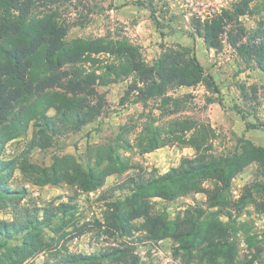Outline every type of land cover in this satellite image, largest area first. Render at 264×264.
Returning a JSON list of instances; mask_svg holds the SVG:
<instances>
[{"label": "rangeland", "instance_id": "374dc122", "mask_svg": "<svg viewBox=\"0 0 264 264\" xmlns=\"http://www.w3.org/2000/svg\"><path fill=\"white\" fill-rule=\"evenodd\" d=\"M50 1H36L33 14L41 17L56 12L57 21L68 26L67 43L99 38L127 42L140 48L147 64L160 55L162 47L190 48L220 93H213L201 83L190 88L175 87L163 97L145 100L136 91H131V77L106 83L108 79H114V76H108L106 66L120 64L115 56L110 55H100L95 64L66 67V74L61 75L59 83L37 91L21 108L59 94L70 100L85 101L89 107L100 105V114L79 130L68 128L61 135L54 136L52 145L44 150H28V143L35 133L31 126L27 133L0 143L1 160L15 159L21 163L25 159L29 165L48 168L55 159L69 156L88 170L96 167L99 153L111 149L113 157L118 155L120 161L128 163L130 168L124 174L108 177L102 189L90 193H82L65 184L36 186L17 168L8 183L12 190L11 202L15 201L21 211L36 208L39 219L43 217V209H52L55 213L51 227L43 230V240L49 243L48 247L23 264H59L66 255L97 254L126 242L134 245L140 264H187L183 252H175L177 244L171 239L149 241L140 230L134 231L132 237H121L116 232H106L104 217L109 206L121 202L127 194L114 189L117 185L140 171L163 175L176 168L181 159L194 156V151L183 141L195 135L212 145L211 153L215 157L233 154L239 150L242 141L264 148V72L253 62L243 61L228 44L226 34L222 36L221 49L216 51L206 49L192 31V25L198 19L213 15L221 9L220 5L229 9L239 0ZM249 7L248 14L226 28L227 32L232 31L238 43L250 40L260 23H264V0H250ZM137 27L143 32L136 30ZM147 38L153 39L148 42L150 45L146 43ZM89 73L101 77L92 86L96 95L91 96L86 91L73 95L67 89L69 81L77 77L84 81ZM48 115L52 117L55 112L50 110ZM156 139L168 144L143 153L146 145ZM102 160L107 161L106 158ZM259 178L255 164L245 168L231 183L230 200L237 201L243 187ZM203 186L211 187L208 182ZM254 199L258 203L264 200L256 194ZM152 201L155 211L166 214L169 221L191 208L207 209L206 197L202 193L173 201L158 198ZM61 203L72 205L73 210L68 214L57 212ZM11 206L12 203L8 202V208L0 211V220H12ZM227 211L231 220L242 225L253 238L252 246L248 247L244 233L236 234L237 260L242 264L249 262L255 248L261 247L262 253L254 264H264V211L252 204L240 211ZM221 221L227 222V216H222ZM134 224L140 229L141 221ZM81 228L83 232L79 234ZM16 245L18 242L12 241L8 247ZM15 259L14 254L10 256L5 249L0 250V264H11ZM189 264L200 263L192 260Z\"/></svg>", "mask_w": 264, "mask_h": 264}, {"label": "trees", "instance_id": "16d2710c", "mask_svg": "<svg viewBox=\"0 0 264 264\" xmlns=\"http://www.w3.org/2000/svg\"><path fill=\"white\" fill-rule=\"evenodd\" d=\"M36 1L44 0H0V143L14 140L32 126L35 133L28 143V150H44L52 145L54 136L68 128L79 130L99 116L100 105L89 107L85 101L70 100L59 94L21 107L44 86L59 83L66 74L64 68L82 63L95 64L100 55L115 56L120 61L118 66H106L108 76H114L106 83L131 77V91H136L145 100L163 97L175 87L190 88L201 83L213 93H220L212 78L205 74L194 50L181 46L162 47L160 55L147 64L140 48L127 42L99 38L67 43L68 26L57 21L56 12L35 16ZM249 6L250 0L232 3L229 9L198 19L192 25V31L206 49L216 51L221 49L222 36L226 34L228 44L239 57L253 62L264 72V23H260L245 43H238L232 31H226L227 26L249 13ZM99 78L95 73L87 74L84 81L77 77L69 81L67 89L75 96L84 91L96 95L92 86ZM50 110L55 112L52 117L48 115ZM183 142L194 151L193 157L181 159L176 168L163 175L140 171L114 188L127 194L124 200L109 206L104 217L106 232L113 231L129 238L134 231L140 230L149 241L171 239L177 244L175 252L182 251L187 264L192 260L200 264H242L237 260L236 234L244 233L248 247L252 246L253 238L242 225L231 220L227 210L240 211L252 204L264 211V200L258 203L254 199V194L264 198V148L242 141L239 150L233 154L215 157L211 153L212 145L197 135ZM167 144L156 139L142 152L149 153ZM112 153L111 149L99 153L96 167L88 170L69 156L55 159L48 168L29 165L25 159L21 163L15 159H0V211L8 208V202L12 203V220H0V250L5 249L10 256L17 257L11 264H23L48 247L49 243L43 240V230L51 227L55 217L52 209H43V217L39 219L36 208L21 211L15 201L11 202L12 190L8 183L15 170L18 168L27 174L36 186L65 184L82 193H90L102 189L108 177L129 170L130 165L120 161L118 155L113 157ZM253 164L257 166L260 178L245 185L239 199L231 201L233 179ZM205 182L211 187L205 188ZM196 193L205 195L207 209H188L173 221H169L166 214L155 211L153 199L173 201ZM72 210V205L64 203L56 208L62 214ZM225 215L228 221L222 222L221 217ZM135 221H141L140 229L135 226ZM82 232V228L78 229L79 234ZM12 241L19 245L8 247ZM261 253V247L255 248L250 261L244 264H254ZM59 264H140V258L134 245L126 242L97 254L66 255Z\"/></svg>", "mask_w": 264, "mask_h": 264}, {"label": "crops", "instance_id": "0c3cea01", "mask_svg": "<svg viewBox=\"0 0 264 264\" xmlns=\"http://www.w3.org/2000/svg\"><path fill=\"white\" fill-rule=\"evenodd\" d=\"M145 21H146V23H149L148 20H145ZM138 25H139V24H138ZM149 25H150V23H149ZM138 27H139V26H138ZM138 27L136 28V30L139 31L140 29H138ZM152 30H153V29H152ZM152 30H151V31H152ZM140 32H143V30H140ZM145 32H146V31H145ZM147 39H148V41H146V43H147L148 45H150L148 42H149L152 38H147ZM152 40H153V39H152ZM153 44H154V43H153ZM146 46H147V45H146ZM148 47H149V46H148ZM148 50L151 51V49H148Z\"/></svg>", "mask_w": 264, "mask_h": 264}, {"label": "built area", "instance_id": "2783aa9c", "mask_svg": "<svg viewBox=\"0 0 264 264\" xmlns=\"http://www.w3.org/2000/svg\"><path fill=\"white\" fill-rule=\"evenodd\" d=\"M219 7H220L221 9H223V8H222V7H223L222 5H220ZM221 9H217V12H219Z\"/></svg>", "mask_w": 264, "mask_h": 264}]
</instances>
